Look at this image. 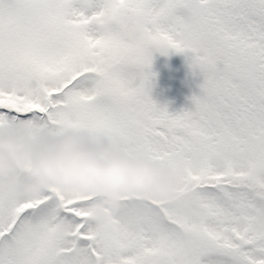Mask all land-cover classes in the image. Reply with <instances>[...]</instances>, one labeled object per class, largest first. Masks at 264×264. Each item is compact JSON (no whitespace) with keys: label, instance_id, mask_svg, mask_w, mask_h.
<instances>
[{"label":"snow or ice","instance_id":"snow-or-ice-1","mask_svg":"<svg viewBox=\"0 0 264 264\" xmlns=\"http://www.w3.org/2000/svg\"><path fill=\"white\" fill-rule=\"evenodd\" d=\"M191 53L194 107L151 95ZM86 130L171 165L184 198L0 186V264H264V0H0V131Z\"/></svg>","mask_w":264,"mask_h":264},{"label":"clouds","instance_id":"clouds-1","mask_svg":"<svg viewBox=\"0 0 264 264\" xmlns=\"http://www.w3.org/2000/svg\"><path fill=\"white\" fill-rule=\"evenodd\" d=\"M33 197L48 188L74 186L95 193L112 208L124 197L152 192L162 199L184 198L176 170L148 154L107 141L94 143L86 130H68L34 141L27 132L0 131V186H20Z\"/></svg>","mask_w":264,"mask_h":264},{"label":"rangeland","instance_id":"rangeland-1","mask_svg":"<svg viewBox=\"0 0 264 264\" xmlns=\"http://www.w3.org/2000/svg\"><path fill=\"white\" fill-rule=\"evenodd\" d=\"M177 53V52H175ZM182 56L183 62H192L191 53H177ZM175 64V62H174ZM176 66V67H175ZM173 68L165 59L154 53L151 72L154 74L151 79V95L161 106H167L170 112H178L184 109L194 107L192 97L199 94L201 88H186L187 79L184 75L174 69H179L180 63ZM191 69H194L191 67ZM203 82L204 76L201 74L198 78Z\"/></svg>","mask_w":264,"mask_h":264},{"label":"trees","instance_id":"trees-1","mask_svg":"<svg viewBox=\"0 0 264 264\" xmlns=\"http://www.w3.org/2000/svg\"><path fill=\"white\" fill-rule=\"evenodd\" d=\"M159 56L163 57L165 61L173 68L177 63H180L179 69H174L184 75L185 79H187L186 88L191 89V87H196V89L200 88L202 84L201 80H199V76L202 74L199 68L191 69L192 62H183L182 56L175 52H171L169 54H163L159 51L156 52ZM175 62V64H174ZM176 67V66H175Z\"/></svg>","mask_w":264,"mask_h":264}]
</instances>
